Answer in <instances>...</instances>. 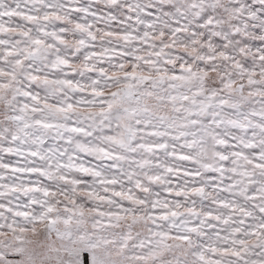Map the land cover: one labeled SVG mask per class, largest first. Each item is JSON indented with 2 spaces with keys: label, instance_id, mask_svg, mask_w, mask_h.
<instances>
[{
  "label": "snow or ice",
  "instance_id": "obj_1",
  "mask_svg": "<svg viewBox=\"0 0 264 264\" xmlns=\"http://www.w3.org/2000/svg\"><path fill=\"white\" fill-rule=\"evenodd\" d=\"M0 264H264V0H0Z\"/></svg>",
  "mask_w": 264,
  "mask_h": 264
}]
</instances>
